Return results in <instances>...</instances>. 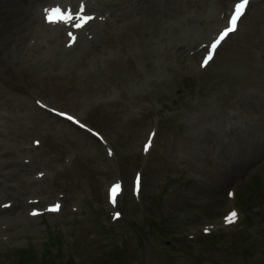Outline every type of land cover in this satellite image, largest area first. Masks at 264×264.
I'll list each match as a JSON object with an SVG mask.
<instances>
[{
    "label": "rangeland",
    "instance_id": "374dc122",
    "mask_svg": "<svg viewBox=\"0 0 264 264\" xmlns=\"http://www.w3.org/2000/svg\"><path fill=\"white\" fill-rule=\"evenodd\" d=\"M104 1L127 9L90 30L88 49L12 61L0 79V264H264V0L206 71L199 47L235 0ZM36 100L98 129L115 158ZM118 178L124 219L113 222L106 190ZM36 198L64 210L34 219ZM233 208L240 222L225 226Z\"/></svg>",
    "mask_w": 264,
    "mask_h": 264
},
{
    "label": "bare ground",
    "instance_id": "6f19581e",
    "mask_svg": "<svg viewBox=\"0 0 264 264\" xmlns=\"http://www.w3.org/2000/svg\"><path fill=\"white\" fill-rule=\"evenodd\" d=\"M48 1L50 0H0V79L5 78L8 65L12 61L17 60L21 63L23 60L22 63L33 64L34 58L45 59L49 56L76 52L77 45L74 49H68L63 45L61 40L65 31L63 28L46 25L41 18L39 6ZM65 1H67V5H72L75 0ZM84 4L87 8L97 7L101 16H105L106 12L110 13L106 19L103 18L104 26H107L108 22L114 24L121 20L120 10L115 4H107L101 0H84ZM99 22L95 21V26H99ZM81 34L80 48L85 49L94 43L92 40L85 39ZM31 39H35V42L31 43ZM223 47L224 45L220 49ZM262 135L264 136V134ZM263 151L264 141L257 152L259 154ZM235 165V168L237 166V169L241 168L239 167L241 161L236 159ZM231 171L233 172V170ZM16 205L17 203H14V206ZM23 208L25 207L23 206Z\"/></svg>",
    "mask_w": 264,
    "mask_h": 264
},
{
    "label": "snow or ice",
    "instance_id": "6c2138e0",
    "mask_svg": "<svg viewBox=\"0 0 264 264\" xmlns=\"http://www.w3.org/2000/svg\"><path fill=\"white\" fill-rule=\"evenodd\" d=\"M249 0H240L239 3L235 4V14L232 15L230 19V26H226L223 32L220 34V39L217 40L213 45L212 48L215 50L217 45L220 43L221 40H223L226 36L229 35V33L234 32L236 30V24L237 21L240 19V17L244 14V10L246 6L248 5ZM81 12H83V8H81ZM49 22H57V21H63L64 23H68L69 20L72 19V15L70 12L64 13L61 12L59 8L52 9L51 13L48 16ZM93 19L91 16H84V15H78L76 17L77 23L75 24V27L79 28L82 27L84 23H87L89 20ZM212 57L209 55L208 60H211ZM207 63V60L205 61ZM67 119L72 120L73 117L68 116ZM120 189V185H115L112 189V195H113V202H115V197L118 194V191ZM59 206H57L58 210ZM236 216V213L233 212L230 214L229 217L226 219L228 222H232V219Z\"/></svg>",
    "mask_w": 264,
    "mask_h": 264
}]
</instances>
